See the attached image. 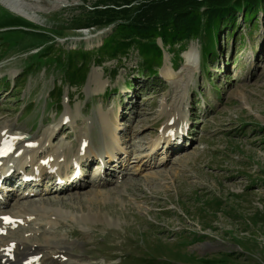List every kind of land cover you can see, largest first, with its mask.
<instances>
[{
  "label": "rangeland",
  "instance_id": "obj_1",
  "mask_svg": "<svg viewBox=\"0 0 264 264\" xmlns=\"http://www.w3.org/2000/svg\"><path fill=\"white\" fill-rule=\"evenodd\" d=\"M81 1L39 11L38 22L0 4V18L10 13L47 27L44 40L55 44L42 58L38 54L48 41L0 27V134L21 151L29 136L37 142L33 159L52 158L59 171L38 185L19 182V170L6 174L12 188L0 191V211L20 217H13L19 226L10 225L0 244L26 238L41 247L45 240H60L69 253L61 264H264V10L255 26L236 13L234 25L220 29L215 54L204 61L203 39L190 41L180 59L164 49L161 66L150 76L130 47L100 64L91 58L83 84L70 87L61 68L48 60L57 45L95 49L111 30L74 28L99 3ZM190 45L197 55L186 62ZM169 66L174 74L166 79L162 71ZM101 115L118 128L112 157L94 155L108 142ZM175 119L182 125L167 138L165 127ZM82 136L89 138V149L78 147ZM9 157L3 163L13 166L22 156ZM66 159L74 163L69 171L62 164ZM24 161L22 168L30 164ZM152 174L156 179H149ZM93 190L107 195L91 203L76 198ZM61 196L65 203L55 204ZM32 202L47 207L44 215L13 213ZM42 203L73 217L53 222V212ZM97 214L112 223L89 224V216Z\"/></svg>",
  "mask_w": 264,
  "mask_h": 264
},
{
  "label": "trees",
  "instance_id": "obj_2",
  "mask_svg": "<svg viewBox=\"0 0 264 264\" xmlns=\"http://www.w3.org/2000/svg\"><path fill=\"white\" fill-rule=\"evenodd\" d=\"M261 10H264V0H99L93 9L85 11L84 22L75 23L73 27L111 26L101 44L87 50L81 47L62 50L58 44V52L48 60L61 68L70 87L79 86L86 79L87 63L91 58L93 63L100 64L105 57L125 55L130 47H134L142 69L154 76L157 71L154 66L159 67L163 62L164 49L180 59L179 54L187 43L203 39L200 56L204 61L215 54L220 29L230 24L233 26L236 13H241L240 19L245 24L255 26V17ZM18 26L21 28H15ZM0 27L5 30L22 29L41 42L48 41L49 44L40 50L39 57L48 56L55 48L52 38L44 40L49 28L24 18L9 13L0 18ZM229 35L233 36V32ZM175 64L173 60L172 66ZM57 95L56 102L60 104L61 90Z\"/></svg>",
  "mask_w": 264,
  "mask_h": 264
},
{
  "label": "bare ground",
  "instance_id": "obj_3",
  "mask_svg": "<svg viewBox=\"0 0 264 264\" xmlns=\"http://www.w3.org/2000/svg\"><path fill=\"white\" fill-rule=\"evenodd\" d=\"M67 0H0V4H2L3 6H5L7 9H9L10 11L21 15L29 20L32 21H40L39 17H38V12L39 11H48V10H54V9H58L59 7L62 6H66ZM197 53L195 54V50L193 51V47L192 45H190L187 53H186V62H192L195 58H196ZM198 59V57H197ZM174 70L171 68V66L165 68L162 71V74L164 76V78L166 79H170L173 76ZM91 78V76H90ZM66 118V117H64ZM98 120L99 123L103 126V131H102V135L108 137V142L105 143L104 145H100L97 146V148L94 151V155L99 157L102 153V156L100 157H112L113 156V152H114V147H115V143L114 140L116 139V135H113L115 130H118V128H116V126L114 124L109 125L108 123V119L106 115H101L100 117L98 116ZM182 120V118H181ZM173 125L171 127H165V132H166V137L169 138L170 137V129L175 130L178 126V124H180V126L182 125V121H178L176 122V119L173 121ZM178 123V124H177ZM7 132V131H6ZM5 132V134H6ZM165 135L163 136L164 141L166 140ZM161 138V137H160ZM10 141L12 143H14V141L11 139L10 140V136L9 135H1L0 134V146L3 143H8L10 144ZM26 141H33L32 138H23L22 139V144L26 143ZM87 143V147L89 149V143L90 140L89 138L82 136L79 138L78 140V147L80 145V147L82 146V144ZM159 141L156 140L153 142L151 149L154 150L157 145H158ZM33 145H37V142H34ZM22 153L23 156L18 158L17 161L15 160L14 165L11 166L10 164H4L2 166H0V179L4 180L6 183L5 189H11V179L8 178V176L6 175L11 168H15V170H22V166L23 163L26 162L24 160H27L30 164V166L32 167L31 170H33L32 172L34 173V175L32 176V178L34 179L33 181L37 180V182H41V178H38L37 176V172L40 171V169L45 166L42 164V161H37L36 164H33V156H34V149L33 147H25L23 146L22 148ZM93 153V152H92ZM105 159V158H104ZM105 161V160H103ZM68 163V165H65V163ZM79 161L75 162L78 163ZM66 168H68L69 165L73 166L74 163L68 159L64 160L62 163ZM46 166L50 167L52 169L53 173H50L49 177H48V181H50L52 179V176H54L55 174H59V171H55V166L53 165V162H48V164H46ZM73 169V168H72ZM5 171V172H3ZM20 176V180L19 182L22 183V181L29 179V177L25 176V175H19ZM157 176L159 177H163L166 178V176L164 174H158ZM174 177L178 176V173H174L173 174ZM185 177V176H184ZM61 179V177L59 178ZM150 180L156 179V175H151L149 177ZM187 180V179H186ZM37 185V183H36ZM71 185H64V186H60V188L62 189L63 187H69L72 186ZM77 186H79L80 184H76ZM107 195V193L105 191H90L89 194H87L86 196H82V194H79L76 196V198H78V201L80 202H93V201H97V198L103 197L105 198V196ZM90 196V197H89ZM71 197H73V195H71ZM89 197V198H88ZM59 200L54 201L55 204L59 203H65V201L67 200L65 197L61 196L58 198ZM146 200L148 199H152L151 197L145 196ZM48 206V208L51 209V211L53 213L50 214V218L53 222H57V221H67V220H71V218L73 217L72 213L69 212H62V209H60V207L58 205H53V206H49L46 203H42ZM47 207H45L44 205L38 204L36 202H32L29 204L28 207H23L22 209H18L16 211H14L13 213H18L20 215H34V216H40V215H44V212H46ZM43 212V213H41ZM37 214V215H35ZM99 215V216H97ZM96 216H89V224L91 225H95L96 222L100 221L103 222L104 224H111L112 220L102 214H97ZM0 235L2 234V236L6 235V233H8V229H10V225H12L13 228L18 227L19 224L18 223H12V221H8V219H6V217H10L12 219H14L15 217H20L19 215H14V214H8L5 213L3 211H0ZM14 217V218H13ZM84 220H88V216H83ZM100 219V220H97ZM114 224V222H113ZM130 227V225H128ZM90 229V227H89ZM3 239V238H2ZM114 245V244H112ZM51 246V249L48 250L47 248H49ZM46 249V250H42V249ZM68 250V246H66V244H64L62 241L60 240H54V241H48L45 240V245L43 246H35L32 244H29L27 242L26 238H22V239H18V240H2L1 244H0V264H61L62 263V259L65 256H68L69 253L67 252Z\"/></svg>",
  "mask_w": 264,
  "mask_h": 264
},
{
  "label": "water",
  "instance_id": "obj_4",
  "mask_svg": "<svg viewBox=\"0 0 264 264\" xmlns=\"http://www.w3.org/2000/svg\"><path fill=\"white\" fill-rule=\"evenodd\" d=\"M82 3V1L81 0H75V1H73V2H66V4H67V6L68 5H71V4H81Z\"/></svg>",
  "mask_w": 264,
  "mask_h": 264
}]
</instances>
